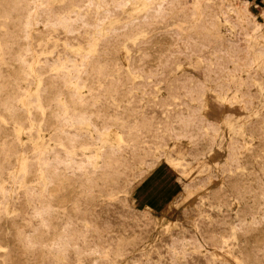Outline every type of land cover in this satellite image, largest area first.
I'll use <instances>...</instances> for the list:
<instances>
[{
    "label": "rangeland",
    "instance_id": "rangeland-1",
    "mask_svg": "<svg viewBox=\"0 0 264 264\" xmlns=\"http://www.w3.org/2000/svg\"><path fill=\"white\" fill-rule=\"evenodd\" d=\"M243 1L0 0V264H264V0Z\"/></svg>",
    "mask_w": 264,
    "mask_h": 264
},
{
    "label": "bare ground",
    "instance_id": "bare-ground-1",
    "mask_svg": "<svg viewBox=\"0 0 264 264\" xmlns=\"http://www.w3.org/2000/svg\"><path fill=\"white\" fill-rule=\"evenodd\" d=\"M243 1V0H242ZM186 2H187V0H186ZM190 2H191V0H190ZM244 2V1H243ZM68 3V2H67ZM161 3H162V1L160 2V5H161ZM226 3V2H225ZM172 4V3H171ZM188 4V3H187ZM195 4V3H194ZM141 5L144 7V5H145V3L144 2H142L141 3ZM177 5V4H176ZM215 5V4H214ZM91 6V5H90ZM1 7H4V4H2L1 3V5H0V8ZM233 7V6H232ZM172 8V7H171ZM187 8V7H186ZM157 9V8H156ZM115 10V9H114ZM174 10V9H173ZM192 10V9H191ZM225 10V9H224ZM175 11V10H174ZM217 11V10H216ZM47 12V11H46ZM77 13V12H76ZM112 14V13H111ZM191 14V13H190ZM196 14V13H195ZM237 14H238V17H239V13L237 12ZM247 14V13H246ZM227 16V15H226ZM248 17V16H247ZM101 18V17H100ZM243 18V17H242ZM105 19V18H104ZM237 19V18H236ZM179 20H180V18H179ZM162 21V20H161ZM160 21V22H161ZM203 22H204V20H202ZM223 21V20H222ZM234 21V20H233ZM232 21V22H233ZM240 21H241V19H240ZM230 22V21H229ZM231 22V23H232ZM247 22V21H246ZM252 22V21H251ZM94 23H95V20H94ZM98 23H99V21H98ZM205 23V22H204ZM216 23V22H215ZM214 23V24H215ZM249 23V22H248ZM236 24V23H235ZM241 24V23H240ZM160 26V25H159ZM238 26V25H237ZM245 26V25H244ZM188 28V27H187ZM242 28V27H241ZM208 29V28H207ZM236 29V28H235ZM246 32V31H245ZM227 34V33H226ZM244 34V33H243ZM177 35V34H176ZM178 36V35H177ZM240 36H241V34H240ZM170 37L169 36H166V35H163V36H161V37H159L157 40H159L158 42H169L171 39H169ZM176 38V37H175ZM243 38V37H242ZM192 39V38H191ZM245 39H246V37H245ZM245 42H246V40H245ZM187 45V44H186ZM245 45V44H244ZM189 47V46H188ZM103 48V47H102ZM181 48H182V46H181ZM128 49H129V47H128ZM175 49V48H174ZM194 49V48H193ZM193 49H192V51H193ZM177 50V49H176ZM197 50V49H196ZM219 50V49H218ZM145 51V50H144ZM154 51V50H153ZM263 51V50H262ZM185 52V51H184ZM109 54H110V52H108ZM153 53V52H152ZM176 53V52H175ZM200 53V52H199ZM212 53V52H211ZM188 54V53H187ZM220 54V53H219ZM243 54V53H242ZM149 55H151V54H149ZM189 55V54H188ZM226 55V54H225ZM101 56V55H100ZM171 56V55H170ZM216 56V55H215ZM142 57V56H141ZM180 57V56H179ZM103 58V57H102ZM189 58H190V56H189ZM142 59H143V57H142ZM216 61V60H215ZM132 62H133V60H132ZM131 62V63H132ZM209 62V61H208ZM237 62V61H236ZM250 62V61H249ZM37 63L38 62H34L32 65H31V67H30V69H29V71H30V74H35V78H36V80H35V86H34V88L32 89L33 90V92H32V94H35L36 95V98H37V100L40 102V105H39V108L40 109H42L41 111H42V113H41V116L44 118V116H52V114H49V113H47L46 112V109H48V106L46 105V104H44L45 102L43 101V99H42V96L40 95V87H41V85L43 84V79H42V77H40L39 76V74L36 72V65H37ZM60 65H58L57 67H55L54 69H59V68H64V67H67V65H66V63H59ZM251 64V63H250ZM133 65V64H132ZM215 66V65H214ZM132 67V66H131ZM169 67V66H168ZM151 69V68H150ZM177 70V69H176ZM54 71V70H53ZM254 72H256V71H254ZM159 73V72H158ZM207 73V72H206ZM228 73V72H227ZM257 73V72H256ZM233 74V73H232ZM206 75H208V74H206ZM251 80V79H250ZM252 81V80H251ZM76 84L77 83H73L72 84V86H74V87H76ZM229 85V84H228ZM250 86V85H249ZM248 88V87H247ZM250 88H252V87H250ZM215 91V90H214ZM219 92V91H218ZM202 98V97H201ZM37 101V102H38ZM62 102V104H65V101L64 100H62L61 101ZM230 102V101H229ZM64 106V105H63ZM27 108V107H26ZM224 114L226 115V113L224 112V111H219L218 113H216V118H218V120L221 122V124L223 125L224 123H223V119H224ZM24 116H26V118H27V122L29 123V124H31V125H34V120H32V116H33V114L31 113V110L29 109V108H27V111H26V115H24L23 113L22 114H20V113H15L14 114V117H16L17 119H21L22 117H24ZM54 116V115H53ZM55 117H61V118H66V115L63 113V111H58L56 114H55ZM37 119V118H36ZM82 120L80 121V122H78L79 124H87V125H89V122H88V120L86 119V118H84V115L82 116V118H81ZM65 121L66 122H68V123H70V124H73L74 125V123L75 122H72L71 120H69V119H65ZM10 123V122H9ZM46 125V124H45ZM201 128V127H200ZM219 129V128H218ZM224 129V128H223ZM2 130V129H1ZM190 130V129H189ZM249 131V130H248ZM211 133V132H210ZM101 135V133H99L98 134V136H100ZM206 139V138H205ZM250 139V138H249ZM197 140V139H196ZM193 141V140H192ZM238 144V143H237ZM105 146H106V142L104 141H102V146L98 149L99 151H98V156L100 157V156H102V149L103 148H105ZM203 146V145H202ZM87 146H84L83 148H82V152H83V154H87V150H88V148H86ZM200 148V147H199ZM210 148V147H209ZM203 149V148H202ZM237 150V149H236ZM201 151V150H200ZM245 157V156H244ZM231 159V158H230ZM237 159V158H236ZM248 164H250V163H248ZM247 166V165H246ZM18 167H19V170L20 171H25V165H24V163L23 162H19V164H18ZM17 167V168H18ZM44 173V172H43ZM239 184V183H238ZM55 186H58V192H59V197L58 198H61V197H66V198H69L70 199V194H69V191H63V188H61L60 186H61V184L60 183H58V180H56L55 181ZM64 202H66V201H64ZM63 201H61V200H58V201H55V202H53L52 204L51 203H49V204H46L45 205V208L48 210V213H59V211H60V209H64V206L63 205H67V204H69L68 202H66V203H64ZM44 208V209H45ZM6 213H8L7 211H6ZM239 213V212H238ZM262 213V212H261ZM57 221H58V218L56 217V215H55V218H53V221H51V224H48L47 226L48 227H50V232L52 233V234H54V236H59L60 235V231H58V227H57ZM256 221V220H255ZM5 228V227H4ZM252 239V238H251ZM259 241H261V240H264V236L260 233L259 234ZM263 244V243H262ZM261 244V245H262ZM253 247V246H252ZM246 252V251H245ZM226 254V253H225ZM226 257H228V258H233V259H235V262L237 263V264H245L244 262H243V260H241V258L240 257H233L230 253L226 256ZM251 261H252V259H251Z\"/></svg>",
    "mask_w": 264,
    "mask_h": 264
}]
</instances>
